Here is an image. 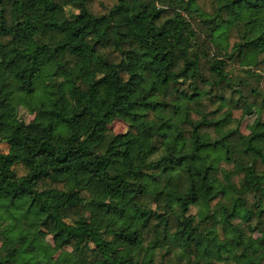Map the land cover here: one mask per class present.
Wrapping results in <instances>:
<instances>
[{
    "label": "trees",
    "instance_id": "1",
    "mask_svg": "<svg viewBox=\"0 0 264 264\" xmlns=\"http://www.w3.org/2000/svg\"><path fill=\"white\" fill-rule=\"evenodd\" d=\"M1 144L0 264H264V0H0Z\"/></svg>",
    "mask_w": 264,
    "mask_h": 264
},
{
    "label": "rangeland",
    "instance_id": "2",
    "mask_svg": "<svg viewBox=\"0 0 264 264\" xmlns=\"http://www.w3.org/2000/svg\"><path fill=\"white\" fill-rule=\"evenodd\" d=\"M20 117L23 118L26 122H29L33 119V115L27 114L25 111L21 110L20 111ZM253 122V118H248L245 119L244 122L242 123L241 127H240V131L243 134H248L251 128ZM109 128L112 130V132L117 135V134H122L126 131V125L125 123L116 120L114 121ZM0 152H2L3 154H14V150L13 149H9V147H7V145L5 144H1L0 145ZM190 213L192 215H195L199 218H204L206 215V211L203 210L202 208L199 207H192L190 209ZM45 239L51 243V237L49 236H45Z\"/></svg>",
    "mask_w": 264,
    "mask_h": 264
}]
</instances>
